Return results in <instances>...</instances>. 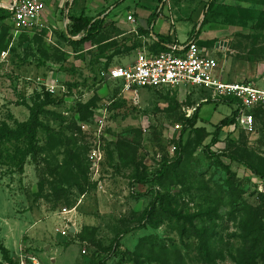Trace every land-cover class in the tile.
<instances>
[{
	"label": "rangeland",
	"instance_id": "374dc122",
	"mask_svg": "<svg viewBox=\"0 0 264 264\" xmlns=\"http://www.w3.org/2000/svg\"><path fill=\"white\" fill-rule=\"evenodd\" d=\"M209 1L170 0V6L191 19L192 10L200 7L207 20L199 27V44L223 64L225 80L264 89V0H213V11L205 14ZM108 9L101 7L95 17H108ZM241 12L252 19L241 20ZM47 24L48 32L25 34L0 22V123L15 128L29 119V107L38 97L46 99L45 88L37 83L43 76L53 72L66 89L52 95L64 101L42 115L38 150L24 173L0 171V245L13 260L238 264L256 256V264H264V179L250 169L264 176V111L255 114L252 130L237 126L222 132L210 147L217 155L211 158L205 148L237 104L204 103L208 94L192 86L186 87L191 97L178 90H141L135 103L130 95H121L118 84L101 79L104 72L130 65L141 51L134 33L122 37L130 28L108 21L95 40L75 45L64 37L71 21L63 17ZM190 27L177 26L180 41L187 40ZM202 103L196 127L184 133L187 114L192 117ZM104 109L105 136L85 134L79 124H93V112ZM181 135L184 149L176 163ZM98 145L103 161L96 176L89 154ZM166 161L171 162L167 173L157 177ZM141 172L148 182L138 183ZM152 190L159 200L143 222ZM62 230L74 232L66 237L58 233ZM126 230L130 233L122 235ZM205 242L209 254L202 249Z\"/></svg>",
	"mask_w": 264,
	"mask_h": 264
},
{
	"label": "built area",
	"instance_id": "2783aa9c",
	"mask_svg": "<svg viewBox=\"0 0 264 264\" xmlns=\"http://www.w3.org/2000/svg\"><path fill=\"white\" fill-rule=\"evenodd\" d=\"M7 10L12 13L10 21L14 32L35 34L42 30H50L43 21L46 0H15ZM101 79L107 83L118 84L121 87V95H130L135 103H138L141 90H183L187 86L199 88L201 92L208 94L209 98H206L205 102L209 99H235L240 109L237 126L244 130H252L255 122L254 113L258 109L264 110V89L249 82L225 80L219 61L209 56L205 50H201L195 40L186 45L174 44L167 51L158 54L144 50L137 54L135 62L130 67L104 72ZM37 83L50 95L66 93L65 87L58 84L53 72L38 79ZM97 112L93 124L80 123L79 126L85 134L102 138L105 136L104 126L108 113L107 109ZM191 115L187 114L186 117L191 118ZM180 128L179 124L176 125V130ZM89 159L91 173L99 176L103 161V151L99 145L91 149ZM58 233L66 237L71 235L69 230ZM32 261L33 264H38L35 258H32Z\"/></svg>",
	"mask_w": 264,
	"mask_h": 264
},
{
	"label": "trees",
	"instance_id": "16d2710c",
	"mask_svg": "<svg viewBox=\"0 0 264 264\" xmlns=\"http://www.w3.org/2000/svg\"><path fill=\"white\" fill-rule=\"evenodd\" d=\"M162 2V0H161ZM208 8V11H213V8L215 7V1H211L206 8ZM209 12V13H210ZM237 15L232 16V22L236 20ZM238 17L241 20H249L252 19L248 14L241 12L238 14ZM12 18V13L8 10L0 9V22H6ZM69 20L72 23V26L67 27V30L64 32V37L68 42L71 44L79 45L83 44L89 41H93L96 39V37L102 32L103 28L105 27L106 19H96V18H90L86 17L84 15L80 17H71ZM207 20V16L205 21ZM261 22L260 18L258 19V24ZM12 29V28H11ZM142 35L148 34V32L144 31L143 29H140ZM49 29L42 30L38 33L48 32ZM29 34V33H25ZM75 37H81L79 41L74 40ZM162 44V45H161ZM162 46V52L167 51L165 43H161ZM72 86L70 90L72 91ZM205 93V92H203ZM46 99L41 101L38 97V100L35 102V104L32 107H29L30 111V117L26 122L23 123H17L15 128H12L7 122H1L0 123V171H3V175H14V174H23L25 171V167L28 164V159H32V157L36 154L38 150V133L39 130L44 128V123L42 122V115L49 113L47 110V107L51 105H58L63 103V99L60 100V102L57 101L54 96L50 94L45 95ZM212 99H209L205 103H211ZM214 101H219L223 104L233 105L238 104V102L235 99L231 98H222ZM202 105H199L193 114L191 118L185 119V128L183 129V132L185 133L188 129H193L196 127L198 121H199V115H200V109L202 108ZM264 111L263 109H258L255 114H258L259 112ZM240 109L238 108L236 111L233 112V114L222 120L216 127V132L214 134L213 140L207 148H205V151L210 157H216V154H212L210 152V147L217 144L219 141V136L222 132H226L228 129L231 128H237V118L239 116ZM93 116H95L93 112ZM183 135L180 136V140L178 141V149H177V155L174 158V162L179 163L181 160V154L183 152ZM76 159L79 160L78 157ZM171 162L166 161L162 167L160 168L158 172L157 177H161L167 173V170L169 169ZM250 169L261 179H264V176L258 172L254 167L250 166ZM144 172H141L140 177L137 179L138 183H146L149 180H147V177L144 176ZM155 192L154 199L151 204L150 210L146 213L145 217L143 218V222H146L149 217L152 215V210L155 207V203L159 200V194L156 190H152ZM87 193L86 190H83V194ZM130 233V230H126L123 232L122 235H127ZM209 241V240H208ZM150 248L153 249V251H156V246L154 244H149ZM202 249L206 253H210L211 248L209 242H205L202 245ZM161 249H165L166 246L164 244L160 245ZM159 250V248H157ZM0 253L2 254V261H0V264H17L13 258L11 257L10 251L3 245H0ZM261 254L264 255V248L261 251ZM108 259L106 258L99 264H106ZM238 264H256V256L247 259L243 262H239Z\"/></svg>",
	"mask_w": 264,
	"mask_h": 264
},
{
	"label": "crops",
	"instance_id": "0c3cea01",
	"mask_svg": "<svg viewBox=\"0 0 264 264\" xmlns=\"http://www.w3.org/2000/svg\"><path fill=\"white\" fill-rule=\"evenodd\" d=\"M14 1L15 0H0V9L7 10V8L11 6ZM211 1H209V3ZM202 2L203 0H199L200 4ZM170 5V0H162V2L161 0H46V10L43 14V21L47 24L48 21H57L65 17V21L70 22L69 17L77 18L82 15L98 19L95 17L98 13L97 11L101 7H109L107 10V14H109V16L101 19H106L107 23L108 21L119 22V27L130 28L131 30L122 34V37L132 33L138 36L141 41V51L138 53L146 50L152 54H158L162 52V44L160 45V42L165 43L166 50H168L174 44L186 45L194 40L197 42L199 48L201 50H205L206 52L207 50L202 48L199 44V41H202L203 39V36L199 35V27L205 19V17L202 18V14L200 15L201 8L199 7L198 10H192L194 13L191 19L186 13H184V11L180 12V9H176L175 11L172 10ZM208 8L209 7L206 8L205 14H207ZM128 16H130L133 21H129ZM5 23L11 27L10 20ZM182 23L191 24L186 41H180V35L177 32V26ZM47 27H49L48 24ZM140 29L148 32V34L142 35ZM137 54L134 55V60L130 63V65L128 64L124 68L130 67L135 62ZM110 66L115 67L112 64ZM175 90L182 93H189L186 89H151L148 91L160 92ZM188 96L191 97L192 94L189 93ZM65 221L67 222V219ZM11 256L14 259L13 254Z\"/></svg>",
	"mask_w": 264,
	"mask_h": 264
},
{
	"label": "water",
	"instance_id": "95a60500",
	"mask_svg": "<svg viewBox=\"0 0 264 264\" xmlns=\"http://www.w3.org/2000/svg\"><path fill=\"white\" fill-rule=\"evenodd\" d=\"M74 232V230H71V233ZM73 234V233H72Z\"/></svg>",
	"mask_w": 264,
	"mask_h": 264
}]
</instances>
